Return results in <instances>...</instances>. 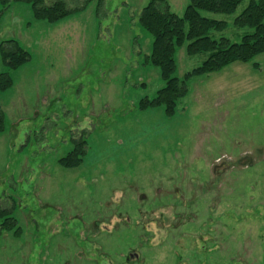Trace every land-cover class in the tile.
I'll return each instance as SVG.
<instances>
[{
    "label": "rangeland",
    "instance_id": "1",
    "mask_svg": "<svg viewBox=\"0 0 264 264\" xmlns=\"http://www.w3.org/2000/svg\"><path fill=\"white\" fill-rule=\"evenodd\" d=\"M167 1L178 15L188 2ZM248 1L205 13L227 23L209 35L250 32L233 25ZM147 2L91 0L56 23L27 1L1 11L0 42L30 60L8 71L0 57L13 83L0 90V212L16 221L0 224V264H264V53L191 77L172 116L139 110L164 83L143 65ZM205 57L177 48L174 75ZM80 137L82 163L59 165Z\"/></svg>",
    "mask_w": 264,
    "mask_h": 264
},
{
    "label": "trees",
    "instance_id": "2",
    "mask_svg": "<svg viewBox=\"0 0 264 264\" xmlns=\"http://www.w3.org/2000/svg\"><path fill=\"white\" fill-rule=\"evenodd\" d=\"M8 1L10 0H0V15ZM14 1L29 2L34 19L56 23L84 9L91 0H84L73 9L68 8L64 0ZM242 1L188 0L182 14L178 15L170 9L167 0H148L138 15L140 26L152 36L151 50L144 55L143 65L157 67L164 83L152 97L144 96L138 101L139 110L162 106L164 113L172 116L178 101L188 92V81L191 77L218 72L233 62L247 63L254 56L264 53V0H249L243 10L233 18L235 27L251 30L244 33L239 41H231L223 36L213 38L209 35L212 30L223 31L227 23L205 13L232 14ZM183 45L188 56L203 53L206 57L197 67L182 77H177L174 75L176 50ZM0 57L8 71L15 70L30 60L29 52L14 39L0 42ZM8 71L0 73L1 91L13 84ZM4 129L5 115L0 107V133ZM85 148V139H73L72 148L57 162L64 168H76L82 163ZM0 219V224L10 230L16 222L3 210L0 212ZM18 230L17 228L14 232H19Z\"/></svg>",
    "mask_w": 264,
    "mask_h": 264
},
{
    "label": "flooded vegetation",
    "instance_id": "3",
    "mask_svg": "<svg viewBox=\"0 0 264 264\" xmlns=\"http://www.w3.org/2000/svg\"><path fill=\"white\" fill-rule=\"evenodd\" d=\"M130 254L134 255V257L137 258V254H136V253H131V252H129V255L127 256V259H128L130 256H132V255H130ZM126 262H128V261L126 260Z\"/></svg>",
    "mask_w": 264,
    "mask_h": 264
}]
</instances>
